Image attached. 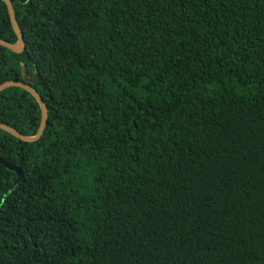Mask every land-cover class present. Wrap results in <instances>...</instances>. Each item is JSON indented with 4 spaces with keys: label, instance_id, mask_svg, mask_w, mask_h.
<instances>
[{
    "label": "trees",
    "instance_id": "1",
    "mask_svg": "<svg viewBox=\"0 0 264 264\" xmlns=\"http://www.w3.org/2000/svg\"><path fill=\"white\" fill-rule=\"evenodd\" d=\"M12 4L0 264H264V0Z\"/></svg>",
    "mask_w": 264,
    "mask_h": 264
},
{
    "label": "water",
    "instance_id": "2",
    "mask_svg": "<svg viewBox=\"0 0 264 264\" xmlns=\"http://www.w3.org/2000/svg\"><path fill=\"white\" fill-rule=\"evenodd\" d=\"M6 8H7V12H8V16H9V20H10V24L12 27V30L16 36V41L14 43H10L8 41L2 40L0 39V46L10 50L13 53L16 54H20L25 50L26 44L23 38V33L21 28L19 27V24L16 20L15 17V12H14V8H13V4H12V0H1ZM19 1L21 3H25L27 0H16ZM38 71H35V73L30 77L28 75V73L26 72V68L25 66H22V81H6L0 84V91H3L7 88H20L24 91H26L27 93H29L33 99L37 102V104L39 105L40 108V123H39V127L38 130L36 132L35 135L33 136H26L23 135L21 133H19L16 129L12 128L11 126L5 124V123H1L0 122V130L8 133L9 135H11L12 137L22 141V142H26V143H33L35 141H37L43 134L44 129L47 125V120H48V110L47 107L45 105V103L43 102V100L41 99V97L39 96L37 90H35L32 85L35 84L38 80ZM0 165H2L5 169L15 173L16 175V179L14 181V183L8 188V190L5 192L4 196H7L11 191H13L21 182L22 178H23V171L21 168L8 164L6 163L4 160H2L0 158Z\"/></svg>",
    "mask_w": 264,
    "mask_h": 264
}]
</instances>
